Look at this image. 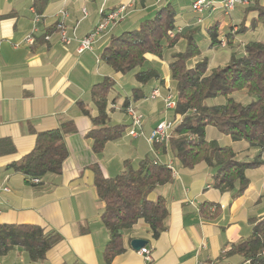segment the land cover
Returning a JSON list of instances; mask_svg holds the SVG:
<instances>
[{"label":"crops","instance_id":"crops-1","mask_svg":"<svg viewBox=\"0 0 264 264\" xmlns=\"http://www.w3.org/2000/svg\"><path fill=\"white\" fill-rule=\"evenodd\" d=\"M194 1L0 0V141L8 140L15 148L14 152L5 151L0 144V224L38 225L45 233L57 232L63 238L43 261L31 262L26 251L16 247L2 257L4 264H106L103 252L109 235L101 220L106 204L98 198L89 167L98 164L106 177H115L124 171L126 161L137 167L144 158L173 167V181L157 187L150 195L151 200H166L168 229L154 240L150 228L139 221L125 235L126 252L112 264H249L240 256L222 255L231 244L251 235L253 220L264 217V164L247 170L249 187L234 199V191L223 192L214 187L215 171L205 162L185 168L168 145L157 147L148 141L160 122L174 120L173 110L166 111L162 98L151 99V94L155 89H160L162 96L176 94L170 64L172 54L184 50L185 40L181 39L172 49L165 47L162 58L147 54L145 65L136 71L153 69L161 76V80H154L144 89L145 99L133 104L143 114V134L137 138L128 133L132 119L122 107L132 89L140 86L136 72L115 73L101 61L112 34L138 29L144 20L169 4L177 11L175 32L194 30L200 48L201 43L205 45V51L201 48V56L191 60L189 67L204 58L209 59L210 69L221 66H214L208 56L222 47L210 48L208 29L212 25L219 24L222 43L225 39L221 34L229 29L225 38L229 45L227 35L235 36L229 47L236 53L241 50L238 42L242 37L264 27L250 28L255 14L247 12L248 6H239L230 15L222 8L199 15L192 9ZM255 2L264 6V0H252V6ZM122 5L128 6L127 17L105 32L93 51L78 53L77 40L91 33L106 13ZM60 11L68 13L64 20L67 33L77 39L70 45L62 42L57 30ZM236 18L238 23L234 22ZM243 23L245 32L240 33ZM29 36L34 37L33 43L26 41ZM248 42L243 43L242 53ZM105 77L115 82L108 106L110 125L128 127L119 140L108 142L103 152L96 154L92 141L86 138L93 122L82 112L80 103L96 115L91 89ZM70 120L77 131L65 138L69 156L60 176L47 175L38 187H33L23 174L5 170L34 149L37 133L57 129ZM206 139L231 146L240 161L251 160L259 152L245 141H233L213 126L207 128ZM5 187L10 192L4 191ZM204 203L220 206V215L205 219L201 214ZM136 239L147 241L145 247L151 249V261L132 248Z\"/></svg>","mask_w":264,"mask_h":264},{"label":"trees","instance_id":"trees-1","mask_svg":"<svg viewBox=\"0 0 264 264\" xmlns=\"http://www.w3.org/2000/svg\"><path fill=\"white\" fill-rule=\"evenodd\" d=\"M255 15L250 20V28L256 30L264 25V6L259 2L247 8ZM177 11L171 5L161 7L152 18L144 20L136 30L121 34H112L101 54V61L115 73L129 75L143 67L146 55L163 57L165 47L174 46L184 39L185 48L172 54L170 64L171 78L176 90V107L173 110L175 129L168 148L174 158L185 168H194L205 162L214 169V187L220 191H234L236 199L249 187L247 170L259 168L264 164V42L250 41L245 45L244 53L232 52L230 60L210 69L208 58L189 67V62L200 57L201 48L196 40L195 31L176 30ZM245 23L241 32H245ZM173 32V35L170 34ZM210 48L222 44L220 27L216 23L208 29ZM229 45L234 43V35L228 34ZM140 84L132 89L123 109L145 99L144 89L154 80H161L159 72L153 69L135 73ZM115 82L105 77L91 89V96L96 107V115L80 103L82 112L90 116L93 129L86 135L92 141V150L96 154L103 152L110 141L119 140L127 125H110L108 106ZM245 92L253 97L248 103H242L235 94ZM222 97L223 103L211 105L209 99ZM209 126L217 128L233 141H245L259 150L251 160L240 161L231 146H220L206 139ZM77 131L74 121L63 123L59 128L37 133L34 149L8 166L5 170L21 173L27 183L33 187L41 184L32 183L33 179L42 180L47 175L60 176L63 164L69 156L65 138ZM5 151L14 152L13 144L0 141ZM166 148L165 143L156 144ZM124 171L115 177H106L98 164L89 168L93 172L98 198L106 206L101 213L109 241L103 252L106 264L126 252L125 235L143 221L157 240L167 231L169 208L163 197L151 200L150 195L159 186L173 181V170L151 158H144L135 167L131 161L124 163ZM221 207L212 203L201 206L205 219H216ZM251 235L230 245L223 257L240 256L244 263L264 264V217L253 220ZM57 232L45 233L38 225L0 224V256H6L16 247L23 248L31 262L43 261L47 253L62 241Z\"/></svg>","mask_w":264,"mask_h":264},{"label":"built area","instance_id":"built-area-1","mask_svg":"<svg viewBox=\"0 0 264 264\" xmlns=\"http://www.w3.org/2000/svg\"><path fill=\"white\" fill-rule=\"evenodd\" d=\"M78 1V0H75ZM251 0H221L219 2L214 0H195L192 4V9L195 13L202 15L208 10H215L222 8L227 14L234 12L239 6H248ZM86 10L84 9V12ZM61 20L57 23V30L61 36V40L65 45H70L76 38L70 37L67 33L64 20L68 17L66 11H60ZM128 6L122 5L118 9L108 12L105 14L103 21L87 36L78 39V53L85 51H93L94 45L98 42L99 38L110 28L119 22L123 21L128 15ZM38 21V18L36 19ZM173 35V32H170ZM28 43L34 42V37H27ZM162 98L166 111L174 110L176 107V94L169 92L165 96L161 95L160 89H155L151 94V99ZM127 114L132 119V125L128 133L130 136L137 138L143 134V114L134 105H130L126 108ZM175 129V123L173 121H162L160 122L151 132L148 141L151 145L165 143L168 145L172 138L173 131ZM169 167L173 170L172 165ZM39 179H33L32 183H39ZM6 192H10L8 187L3 189ZM140 253L145 257L147 262L151 261V249L144 247ZM0 264H4L2 257L0 256Z\"/></svg>","mask_w":264,"mask_h":264},{"label":"rangeland","instance_id":"rangeland-1","mask_svg":"<svg viewBox=\"0 0 264 264\" xmlns=\"http://www.w3.org/2000/svg\"><path fill=\"white\" fill-rule=\"evenodd\" d=\"M251 3H252V0H251ZM251 3L248 5V7L252 6ZM230 14L231 13H229V15ZM223 17H225V16H223ZM226 17H228V16H226ZM220 18H222V16H220ZM237 19L238 18H236V20L234 21L235 23L239 22ZM228 30L229 29L225 28L223 30V33L221 34L223 39H225L224 42L222 43V47H219V48L213 50L212 52L208 53V56L210 57V61L212 62V64L214 66L217 65V64H220L222 66L224 63H226L228 61L229 57L231 56V54L233 52L232 48L229 47V45L227 43V40L225 38V36H226L225 33L228 32ZM247 41H261V42H264V27L259 28L257 31L250 32L247 36L242 37L241 41L238 42V45H240V48H241V50H239L238 53H242L243 52L242 45H243V43H246ZM201 48H202L203 51H205V45L203 43H201ZM235 98L238 101L242 102V103H248L249 101H251L253 99V97L249 96L245 92L236 93L235 94ZM223 101H224V99L222 97H218L216 99H209L208 103L211 104V105H214V104L223 103Z\"/></svg>","mask_w":264,"mask_h":264},{"label":"water","instance_id":"water-1","mask_svg":"<svg viewBox=\"0 0 264 264\" xmlns=\"http://www.w3.org/2000/svg\"><path fill=\"white\" fill-rule=\"evenodd\" d=\"M146 244H147V241L136 239L132 241L131 246L134 250L140 252L141 249H143L146 246Z\"/></svg>","mask_w":264,"mask_h":264}]
</instances>
